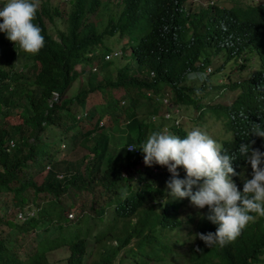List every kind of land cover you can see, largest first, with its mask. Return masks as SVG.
Segmentation results:
<instances>
[{
	"label": "trees",
	"instance_id": "obj_1",
	"mask_svg": "<svg viewBox=\"0 0 264 264\" xmlns=\"http://www.w3.org/2000/svg\"><path fill=\"white\" fill-rule=\"evenodd\" d=\"M39 2L34 23L45 45L38 54L18 46L16 51L0 32V264H55L49 255L58 248L66 251L58 259L64 264H263L264 217L257 216L226 246L209 248L196 236L217 228L202 218L207 206L180 214L192 204L166 195L171 173L166 177L160 170L165 166H146L142 151L125 150L123 143L135 142L140 150L148 127L139 109L151 97H157L160 111L171 109L161 101L167 93L178 107L192 105L190 128L209 130L200 124L206 115L217 121L227 154L239 155L241 144L257 138L251 130L264 124V1L199 7L188 19L189 32L183 0ZM116 4L119 13L106 15ZM114 32L126 35L121 47L129 50L112 75L113 61L102 57ZM241 50L256 52L260 61L247 85L243 81L229 104L199 102L207 89L186 83L187 73L201 68L195 61L204 64L222 51L226 62ZM78 75L74 89L63 95ZM90 93H99L104 104L85 107ZM117 109L124 119L122 135L120 128L111 134L99 124L107 113L116 122ZM63 137L69 150L76 144L84 148L77 160L54 159ZM109 146L121 147L120 155L113 156ZM245 161L237 156L232 162L237 173L232 179L241 191V175L251 178ZM178 171L184 178L183 168ZM19 211L24 218H17ZM89 252L95 258L88 261Z\"/></svg>",
	"mask_w": 264,
	"mask_h": 264
},
{
	"label": "clouds",
	"instance_id": "obj_2",
	"mask_svg": "<svg viewBox=\"0 0 264 264\" xmlns=\"http://www.w3.org/2000/svg\"><path fill=\"white\" fill-rule=\"evenodd\" d=\"M184 1L181 6L184 15L187 16L184 24L188 28V32L190 29L188 19L192 16V12L199 7L210 8L213 6L212 4L216 3L209 0V3L204 6L190 10L188 7L185 8ZM39 7V0H6L0 6V21H2L0 22V32L5 33L7 39L14 43L16 51L18 46L24 53L35 55L44 47L45 37L42 35V29L34 23ZM124 41L125 39H122L118 46L114 44V48L110 47V50L103 54L102 62L113 61L110 65V72L113 69L115 73V68L124 63L116 64V67L113 68L115 59L118 61L125 58L126 60L125 55L128 52L126 53L125 49L123 50L121 47ZM250 54L255 55L257 66L249 72L246 78L231 81L227 86H240L242 88L243 81L247 85L254 71L260 68L258 55L252 50H241L235 58L229 60L235 61L236 58L240 57L245 62L249 59ZM209 61L210 57L208 62L204 64L199 63L202 62L200 59L196 60L195 64L201 65V68L187 73V75L195 74L196 79H200L198 87L211 88L206 76L211 74L210 72L215 73V70L211 68ZM91 71H95L93 67ZM95 73H97V69ZM97 76L100 79L102 72ZM79 77L80 75L76 79ZM145 95L151 96L152 94L147 91ZM168 96V93L164 94L161 101L171 109H164L156 113L155 111L158 109L157 97H151V102L144 104L151 105L150 111L147 112L150 121H147L146 118L144 121L148 127L147 130H150L146 132L145 137L147 139L139 147L140 150H138L135 142L123 143L124 148L135 153L142 151L146 166L153 164L165 166L161 167L160 170L165 173L166 177L171 173L170 178L166 181L165 191L172 200L189 198L193 208L203 209L207 206L208 212L202 218L217 225V228L215 232L196 233V236L204 241L209 248L213 246L224 247L236 240L241 235L242 230L257 216L264 217V151H260L261 147L264 146V129H261L264 124L261 127L255 124L251 132L255 133L257 138L253 139L249 145L241 144L237 149L239 155H230L223 150V146L219 143L220 137L211 130L192 129L188 125L175 131L171 124L179 127L180 120L177 121L175 116L180 114L176 110L177 114L175 115L174 109H177L178 106L173 102L171 103ZM165 98L168 99V102L163 101ZM156 116H160L170 123L168 130L167 124L162 126L164 129L153 126L151 120H154ZM99 124L102 125V123ZM183 131L186 132V135L181 137ZM237 156L244 157L252 169L250 179L241 175L243 180L242 191L232 179L233 176L237 175L232 163ZM179 168H183L185 171L184 178H179ZM68 214L71 216V213Z\"/></svg>",
	"mask_w": 264,
	"mask_h": 264
},
{
	"label": "rangeland",
	"instance_id": "obj_3",
	"mask_svg": "<svg viewBox=\"0 0 264 264\" xmlns=\"http://www.w3.org/2000/svg\"><path fill=\"white\" fill-rule=\"evenodd\" d=\"M50 1L55 3L57 0H50ZM115 1L116 0H109L110 3H114ZM212 1L216 2L219 5H229L234 0H212ZM244 1L251 2V1H264V0H244ZM206 3H209V0H185L184 1L185 8L188 7L190 10H195L198 6H204ZM120 6H121V4H116V5L112 6L114 8H108L107 10H105L106 15L109 12H111V13L115 12V14L119 13ZM105 21L106 20H104L103 23H105ZM60 27H62V25ZM52 36L55 37V33L54 34L52 33ZM121 37L118 35L117 32H114V34L110 38V47L114 48L115 45L118 46L120 44V42L122 41V39H125L126 35L123 34V36H121ZM128 50H129V48L127 47L125 49V52L127 53ZM223 58H224V55L220 52L210 56L209 64H210L211 68H214L215 73L210 72L211 74H208L206 76V80L211 84V88L207 89V93L204 94V96L199 98V102L229 104L230 101L233 99V97L236 95V93L240 90L241 87L240 86H227V84L230 83L231 81L246 78L249 75V72L254 67L257 66V63L255 61V55H253V54H250L249 59L245 62L240 57L236 58L235 61L229 60L227 62H223ZM115 61H116V59L114 60V62ZM118 61H119V64H121L122 62L125 61V58H121ZM115 67H116V64L113 65V68H115ZM75 68L79 69V65L75 64ZM111 74L112 75L114 74L113 69H111ZM77 80L78 79H75L73 81L72 86L71 87L69 86L68 89H66L64 91L63 95H68L74 89V85L77 83ZM186 83L199 86L200 85V79H196L195 74L187 75ZM216 83H217V85H216ZM203 88L206 89L205 86ZM55 94H56L55 92H52V98L55 97ZM85 100H86L85 107H89L90 105L99 107L100 105L104 104V101L102 100L99 93L86 94ZM165 100H166V102H168V99L165 98L163 101H165ZM120 104H122V102H120ZM72 105H73L72 110H76V111L79 110V106L77 104L74 103ZM191 106L192 105H189V104L185 105V106L182 105V106L178 107L177 109H174L175 115L177 114L176 110H178V113L180 114L178 116H175L177 118V121L180 120L179 121V127L180 128L187 127L188 125L192 124V121L188 116V112H189ZM123 108H125V105H123ZM150 108H151V105H144L143 107H141L139 109L141 112V115H143L147 121H150V117L147 116V112L150 111ZM160 110H161V107H159L155 112L157 113ZM116 113H118L116 122H113L112 118L110 116V113H107L106 115L105 114L102 115V119H100L99 123H102V126L104 128L103 131H108L111 134H115L116 133L115 129L120 128L118 135H122L125 132L124 131L125 129L122 125V122L124 121L123 114H122V112L119 111V109L116 110ZM138 116H140V115H138ZM151 122L153 123L154 127L158 126L161 129H164V128H162V126L164 124H167V130L170 127V123L163 120L160 116H156L154 120H151ZM200 124L203 125L204 127L209 126V130H211L213 133L217 134L220 137V139L223 138V136H224L223 128H221V126L217 124V121L212 120L208 115L203 117V122ZM214 129H216L220 132L216 133L214 131ZM149 130L150 129H148L147 131H149ZM228 136H229V133H228L227 137ZM133 139H134V136H132V140ZM60 142H63V143L59 144L60 147H62V146L63 147H62V150L54 156L55 160L59 156H63L65 159H68L71 161L77 160L80 157L81 153L84 151V148L80 144H76L75 146H73L69 150L66 147V140L64 137ZM133 145H135V144L133 143ZM116 146L118 147L119 145H116ZM119 148H121V147H119ZM119 148L115 149V148H111L110 146L108 147L109 152L111 154L113 153V156L116 155L117 157L120 155V151H117ZM114 152H116V153H114ZM245 163H246L245 164V171L248 174H250V177H251V174H252L251 165L247 161ZM60 175L61 174H58V176H60ZM184 211L194 212L196 210L193 208V205L190 206V205L186 204V207L184 206L183 208H181L180 214H182ZM28 212H30V210ZM90 213L93 214L92 211H90ZM68 217H70V216H68ZM133 219L134 218H132V220ZM134 240H135V237H131L127 246L133 244ZM90 248H91V245H90V243H88L87 244V251H90L92 249V248L91 249ZM118 253H121V250H119ZM65 255H66L65 249L64 248H62V249L58 248L57 250L53 251V253H51V255H49V257L52 261H56L55 264H64L63 260L59 261L58 259L65 256ZM117 256L114 257V261H116ZM93 258H95L94 253L89 252L88 261L90 259H93ZM84 262H86L85 259H84Z\"/></svg>",
	"mask_w": 264,
	"mask_h": 264
},
{
	"label": "built area",
	"instance_id": "obj_4",
	"mask_svg": "<svg viewBox=\"0 0 264 264\" xmlns=\"http://www.w3.org/2000/svg\"><path fill=\"white\" fill-rule=\"evenodd\" d=\"M27 214H30L31 213V211L30 212H26ZM68 216H70V214H68ZM25 217V215H24V213H22L21 211H19L18 213H17V218H19V219H22V218H24Z\"/></svg>",
	"mask_w": 264,
	"mask_h": 264
}]
</instances>
